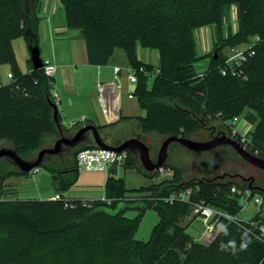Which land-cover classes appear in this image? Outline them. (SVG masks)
I'll use <instances>...</instances> for the list:
<instances>
[{
  "label": "trees",
  "instance_id": "1",
  "mask_svg": "<svg viewBox=\"0 0 264 264\" xmlns=\"http://www.w3.org/2000/svg\"><path fill=\"white\" fill-rule=\"evenodd\" d=\"M61 2L68 27L79 30L86 41L91 64H107L120 49L127 53L136 71L135 95L145 115L122 119L120 126L127 127L125 123L131 122L142 134L201 140L198 135L211 130L213 122L224 123L232 136L234 118L253 109L258 121L248 132L249 150L264 157V0ZM41 6L42 0H0V65L10 64L14 75L8 84L0 81V146L13 147L23 158L33 157L59 135L53 116V78L43 68L35 69L31 58L30 70L23 73L13 46L19 36H24L28 44L30 33L38 38ZM233 6L236 30L232 27ZM203 26H211L214 31L217 53L210 56L200 51L195 36ZM254 37L260 39L255 54L245 62L247 78L223 74L224 49L251 42ZM139 46L158 51V64L139 59ZM208 56L209 63L199 67L198 63ZM58 118L64 130L73 129L62 123L60 113ZM233 137L241 141L240 134ZM176 146L194 152L179 142L170 148ZM85 147L78 145L68 156H55L40 166L50 171L56 193L63 194L78 181L77 154ZM123 166L159 176L158 171H145L130 152ZM164 167L173 170V176L134 189L146 194L136 200L128 197L131 189L118 175L116 165L107 174L104 190L112 199L110 203L101 198L20 199L8 195L5 180L27 173L0 158V264H264V242L256 236L253 225L223 219L210 241L198 240L182 223L191 216L190 204L160 199L175 189L192 186L193 199L203 198L238 216L242 211L240 195H231L230 188L248 184L226 176L186 181L181 166L167 161ZM150 207L157 210L160 219L150 240L137 239L141 217ZM129 208H137L139 216H126ZM262 211L250 220L262 221Z\"/></svg>",
  "mask_w": 264,
  "mask_h": 264
},
{
  "label": "rangeland",
  "instance_id": "2",
  "mask_svg": "<svg viewBox=\"0 0 264 264\" xmlns=\"http://www.w3.org/2000/svg\"><path fill=\"white\" fill-rule=\"evenodd\" d=\"M232 27L233 30L237 25V14L236 7L233 6L232 11ZM224 34H227L226 25ZM212 35L210 43L214 41V31L211 26H203L195 31V36L198 42V46L201 52H203V44L206 42L208 37ZM249 43V42H248ZM248 43H243L235 47H240ZM16 50L18 56L23 58V54L18 49V44L15 42ZM233 47H226L224 49L225 53H228L232 50ZM120 50V49H118ZM214 42L212 45H209L207 49L209 56L212 52L215 51ZM158 53L156 50H150V53ZM28 50L24 55L28 54ZM29 55V54H28ZM44 56V52H43ZM209 56L204 58L198 66H205L209 63ZM44 58V57H43ZM8 70H12L10 64L0 65V78L3 84H8ZM154 76L150 77V80L153 81ZM79 118H66V127H71L72 121H78ZM235 119L234 127L237 128L241 124L243 119L248 121H253L254 124L258 121V115L253 109H247L241 116H238ZM231 123V120H229ZM127 127L121 126L113 128L116 133L111 143L117 144L118 140L123 138V140L130 137H141L145 139V142L150 146L151 155L153 158H157L158 151L165 137L160 136L155 133L151 134H142L138 125H132V123H125ZM213 128L208 131H202L198 138L201 140H209L210 133L212 130L216 134L220 131H225L227 135H231V131L228 126L224 123L213 122L211 123ZM131 126V127H130ZM107 132H105V135ZM223 134V133H222ZM107 136V135H106ZM143 136V137H142ZM206 138V139H205ZM121 140V142L123 141ZM170 163L174 162L177 165L181 166L184 170L185 180L189 181L190 179H199L207 178L213 179L221 176H226L232 179L237 183H246L252 185V187H262L264 189V170L254 166L253 164L247 162L232 146L223 145L220 148L209 150V151H189L182 148L172 147L169 150L168 159ZM143 169V168H142ZM173 171L171 174H161L160 177H152L146 175L138 167H124L123 165L118 169V175L124 177L126 180L127 187L131 189L128 192V197L131 199H137L141 196L146 195L143 192H136L134 189L150 186L155 181H161L164 179H169L173 176ZM244 177V178H243ZM255 177L256 180H254ZM107 180L106 171H97V170H87L82 167L79 169V178L75 185H73L68 191L65 192L66 198L82 197L84 199H100L104 195L105 184ZM7 193L10 197L20 198V199H37L39 195L44 198H50L51 195L56 193V188L53 185L52 175L49 170L43 167H37L35 172H28L24 175H13L5 180ZM264 195V192L261 193ZM257 211V206L254 201L249 202L242 209L238 218L243 221L249 220ZM125 215L128 217H137L139 216V210L137 208H129L125 211ZM264 217V209L262 211ZM191 217V216H190ZM160 217L157 210L153 207L147 208L144 214L141 217V222L138 231L136 232V238L144 241L151 239L153 229L158 223ZM190 218H188L189 220ZM206 230L205 222L199 218L194 217L189 225H187V231L196 239L201 240L204 237ZM212 237V236H211ZM208 239L206 238V241Z\"/></svg>",
  "mask_w": 264,
  "mask_h": 264
},
{
  "label": "crops",
  "instance_id": "3",
  "mask_svg": "<svg viewBox=\"0 0 264 264\" xmlns=\"http://www.w3.org/2000/svg\"><path fill=\"white\" fill-rule=\"evenodd\" d=\"M39 16L38 39L41 56L51 59L57 65L52 91L59 95L60 100L57 105L63 119L85 116L87 120L84 124L94 123L97 126L104 127L102 131H106L113 136L116 134L113 128H116V126L117 128L121 127L122 119L145 115V110L135 95L137 83L131 82L129 78V73L134 69L125 51L116 50L105 65L91 64L88 58L86 41L79 30L68 27L66 12L61 0H42ZM236 29L237 25L234 30ZM211 38L212 35L203 44V53L208 52L209 45H212L213 42L210 43ZM15 42L18 44V49L22 52L23 58L18 56ZM13 46L20 70L23 73L28 72L31 66L30 51L26 38L24 36L17 37L13 41ZM26 50H28L29 55H24ZM138 57L155 65L159 61V53L152 54L149 49L142 46L138 47ZM116 66L121 68L119 74L115 72ZM10 71L8 70L7 76ZM7 82H10V79ZM100 82L119 84L120 94L116 97V91H113V89L108 90L106 104L104 97L100 95L98 90V83ZM149 82L152 84V80L149 79ZM130 93L134 96L130 97ZM254 125L252 120L243 119L237 129L242 133H247ZM62 195L66 198L65 192ZM36 198L49 199L40 195ZM66 199L84 198L78 196ZM188 218L190 219L188 220ZM193 218V216H188L182 223L187 227Z\"/></svg>",
  "mask_w": 264,
  "mask_h": 264
},
{
  "label": "built area",
  "instance_id": "4",
  "mask_svg": "<svg viewBox=\"0 0 264 264\" xmlns=\"http://www.w3.org/2000/svg\"><path fill=\"white\" fill-rule=\"evenodd\" d=\"M259 37H254L251 42L248 44H245L240 47H233L231 51L228 53H225V60L221 65V72L223 74H226L228 72L232 73L235 76L247 78V74L244 69L245 62L255 54V45L259 41ZM43 69L47 76L51 79V84L54 85V77L57 71V65L49 58H43ZM143 69V68H142ZM115 72L119 74L121 72V68L119 66L115 67ZM8 78L10 81L14 78L13 73L10 71L8 73ZM130 81L133 83L138 82L136 71L133 70L129 73ZM1 81V78H0ZM2 83V82H1ZM53 87V86H52ZM118 88V93H117ZM116 91L115 96L117 97L118 94H120V85L114 82H100L98 83V90L100 95L104 97L105 102L107 104V92L108 90ZM52 94L55 98L56 103L58 104L60 98L57 93ZM130 97H133L134 94L130 93ZM87 118L85 116H82L78 119V121H72L70 128H75L79 125H84ZM236 122L235 120L233 121ZM62 123L66 125V120L63 119ZM240 134L241 135V143L243 146L249 150V144H250V138L247 133L240 132L237 128H233V135ZM232 135V136H233ZM254 153V152H253ZM254 154L258 155L257 152ZM129 155V151L123 150V151H116L106 148H100V147H85L81 149L77 154V161L79 168L82 167L87 170H97V171H106L107 174L109 173L111 167L116 165L118 168L127 161ZM259 156V155H258ZM264 158V157H263ZM37 168L33 169L32 172H35ZM158 171V177H160L161 174H171L173 170L166 169L164 166L157 169ZM197 190L199 187L196 188ZM193 191L194 188L192 186H185L182 188L175 189L171 191L168 194H165L160 197V199L168 202V203H175V202H186L190 204L191 206V216L193 217H199L201 218L205 224H206V230L204 237L201 239L203 241L208 239L207 241L211 240V235H213L220 226V223L223 219H229L232 221H236L240 224L243 222H247L250 225H253L256 228V236L264 242V219L260 222H252L250 219L247 221L240 220L238 216H233L230 213H228L225 210H222L218 207H215L211 204H209L205 199H193ZM231 195H240L239 203L242 209L245 207L246 204H248L251 201H254L255 205L257 206V211L264 209V195L259 192H254L252 187L249 185L247 187H241L238 184L231 185L230 188ZM151 199H154V197H149ZM51 199L54 200H60L64 199L63 195L60 193H55ZM108 203L112 201L111 198H108L105 195L101 198ZM68 200V199H66ZM68 205V203H67ZM254 214V215H255ZM253 215V216H254Z\"/></svg>",
  "mask_w": 264,
  "mask_h": 264
},
{
  "label": "water",
  "instance_id": "5",
  "mask_svg": "<svg viewBox=\"0 0 264 264\" xmlns=\"http://www.w3.org/2000/svg\"><path fill=\"white\" fill-rule=\"evenodd\" d=\"M27 32L30 33L29 31ZM28 48L34 68H43V57L41 56L39 39L32 33H30ZM52 106L54 110L53 116L59 128V135L49 144L42 147L33 157L23 158L13 147L0 146V158H6L21 173H28L42 166L55 156H68L76 146L81 144L88 147H100L116 151L127 150L137 156L139 163L145 171L154 172L167 162L169 148L174 142H179L186 148L194 151H209L217 146L227 144L232 146L247 162L264 170V158L246 149L240 141L231 135L223 134L209 140H195L179 135H169L162 142L157 158H153L150 146L139 137H130L114 144L104 138L103 131L94 123H87L71 130H64L59 123V108L57 103L52 102ZM258 189L264 192V189Z\"/></svg>",
  "mask_w": 264,
  "mask_h": 264
},
{
  "label": "flooded vegetation",
  "instance_id": "6",
  "mask_svg": "<svg viewBox=\"0 0 264 264\" xmlns=\"http://www.w3.org/2000/svg\"><path fill=\"white\" fill-rule=\"evenodd\" d=\"M105 132L106 131H103V136H104V138H106V140L107 141H112L113 140V138H112V135H110L108 132H107V136L105 135ZM226 134V132L225 131H220V133H218V134H216V132L214 131V130H212V132L210 133V139H212V138H216V137H219V136H222L223 134ZM114 137V136H113ZM121 140H123V138H121V139H119L118 141H120L121 142ZM91 141V140H90ZM224 145H227V144H224ZM221 146H223V145H220V146H217L216 148H214V149H217V148H220ZM213 150V149H212ZM263 170V169H262ZM252 178H254V180H256V178L255 177H252ZM263 184H264V181H263ZM250 185V184H249ZM250 186H252V185H250ZM258 188V187H257ZM260 188H262L261 186H260Z\"/></svg>",
  "mask_w": 264,
  "mask_h": 264
}]
</instances>
